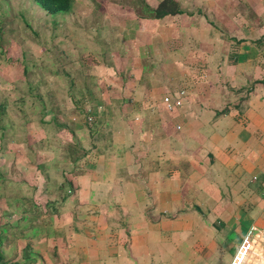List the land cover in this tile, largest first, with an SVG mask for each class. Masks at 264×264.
<instances>
[{"label": "crops", "instance_id": "obj_1", "mask_svg": "<svg viewBox=\"0 0 264 264\" xmlns=\"http://www.w3.org/2000/svg\"><path fill=\"white\" fill-rule=\"evenodd\" d=\"M162 1L74 0L49 17L56 68L2 62L25 89L0 92V264L264 251V0H173L157 19Z\"/></svg>", "mask_w": 264, "mask_h": 264}, {"label": "rangeland", "instance_id": "obj_2", "mask_svg": "<svg viewBox=\"0 0 264 264\" xmlns=\"http://www.w3.org/2000/svg\"><path fill=\"white\" fill-rule=\"evenodd\" d=\"M20 11L30 27L28 28L22 19L16 17L15 22L12 21L11 26L7 22L6 27L0 33V92L3 94H10L12 91L20 93L25 86L15 81L19 71L21 74V67L19 69L8 63L2 64V62H23L27 59L29 62L38 64L37 69L30 72V74H35L42 70L41 63H49L51 66V62H54L52 66L56 68L59 62L58 55L63 49V44L60 43L63 38L58 35L63 29L61 20L56 19L60 28L55 29L56 22L51 21L49 16L29 0H0V15L8 17V20L10 16L17 15ZM2 26H4L3 23ZM44 74H48L47 69L44 70ZM10 98L12 99L11 96ZM5 148L7 150V147Z\"/></svg>", "mask_w": 264, "mask_h": 264}, {"label": "trees", "instance_id": "obj_3", "mask_svg": "<svg viewBox=\"0 0 264 264\" xmlns=\"http://www.w3.org/2000/svg\"><path fill=\"white\" fill-rule=\"evenodd\" d=\"M34 6H37L39 10L43 11L45 15L49 17H55L60 14H67L72 11L74 0H29ZM179 13V9L177 7V4L173 0H163L158 7L155 9V17L157 19H161L167 15H175ZM16 17H19L23 20L25 25L29 28L28 23L26 19L24 18L22 12L20 11L19 14H15L14 16H10L9 20L8 17H4L0 15V33L1 31L6 27V23L11 26L13 22H15ZM13 21V22H12ZM10 22V23H9ZM2 23L4 26H2ZM57 25V23H56ZM56 25H54V28L56 29ZM27 65H31L36 67L37 69L38 64L35 62H23V73H27L30 70V67ZM43 66V64H41ZM42 69V68H41ZM41 71V70H40ZM39 71V73H40ZM35 90H30V93ZM37 91V89H36ZM39 96V95H36ZM1 106V105H0ZM3 129V128H2Z\"/></svg>", "mask_w": 264, "mask_h": 264}, {"label": "built area", "instance_id": "obj_4", "mask_svg": "<svg viewBox=\"0 0 264 264\" xmlns=\"http://www.w3.org/2000/svg\"><path fill=\"white\" fill-rule=\"evenodd\" d=\"M185 95V91H180L178 93V97L174 100H171L169 97L164 98V102L167 104L169 110L179 107L182 104L183 96ZM91 119H89L90 121ZM249 238H247L248 240ZM252 260L250 264H264V251L263 250H255L249 243L248 245L242 246V253L240 258L237 260V264H247Z\"/></svg>", "mask_w": 264, "mask_h": 264}]
</instances>
